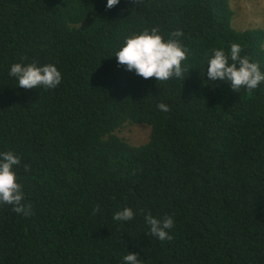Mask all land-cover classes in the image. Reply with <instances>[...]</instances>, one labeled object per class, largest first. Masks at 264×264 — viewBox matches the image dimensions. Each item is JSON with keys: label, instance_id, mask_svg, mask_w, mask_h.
I'll use <instances>...</instances> for the list:
<instances>
[{"label": "trees", "instance_id": "obj_1", "mask_svg": "<svg viewBox=\"0 0 264 264\" xmlns=\"http://www.w3.org/2000/svg\"><path fill=\"white\" fill-rule=\"evenodd\" d=\"M106 3L0 0V151L21 158L32 212L0 205V264H264V82L235 92L206 77L232 43L264 70V29H235L229 0ZM155 26L183 31L185 80L117 63L125 37ZM21 58L55 64L61 84L18 87ZM126 123L148 139L118 135ZM124 207L134 219L114 221ZM147 213L173 217L171 240L148 235Z\"/></svg>", "mask_w": 264, "mask_h": 264}, {"label": "clouds", "instance_id": "obj_2", "mask_svg": "<svg viewBox=\"0 0 264 264\" xmlns=\"http://www.w3.org/2000/svg\"><path fill=\"white\" fill-rule=\"evenodd\" d=\"M135 2L140 4L142 0ZM119 3L120 0H107L106 7L111 9ZM183 36L181 29H176L165 38L158 26L145 28L125 37L114 56L119 65L125 66L126 71L134 72L144 79H184L185 68L182 67V61L186 60L188 49L182 44ZM242 51L239 43H232L227 52L224 48L212 49L207 58V80L227 83L235 92L241 88L249 92L255 90L264 82V70L246 55H241ZM8 74L15 79L18 87L25 89H55L63 79L55 64L25 63L23 58L10 66ZM157 107L163 112L170 110L165 103H159ZM20 163L21 158L14 150L0 151V205H11L13 212L27 217L32 214L31 205L24 203L23 186L18 182L15 171V166ZM134 215L130 207H124L113 214V220L128 222L134 219ZM144 219L149 228L148 235L157 237L160 241L172 239L170 230L175 223L172 216L160 219L147 213ZM122 264H140L138 254L127 252L122 257Z\"/></svg>", "mask_w": 264, "mask_h": 264}, {"label": "rangeland", "instance_id": "obj_3", "mask_svg": "<svg viewBox=\"0 0 264 264\" xmlns=\"http://www.w3.org/2000/svg\"><path fill=\"white\" fill-rule=\"evenodd\" d=\"M233 10L232 26L235 29H264V0H229ZM147 125H127L117 132L118 135L128 138L133 145L144 143L149 136Z\"/></svg>", "mask_w": 264, "mask_h": 264}]
</instances>
